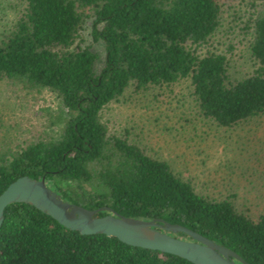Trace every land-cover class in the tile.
I'll use <instances>...</instances> for the list:
<instances>
[{
	"label": "trees",
	"instance_id": "obj_1",
	"mask_svg": "<svg viewBox=\"0 0 264 264\" xmlns=\"http://www.w3.org/2000/svg\"><path fill=\"white\" fill-rule=\"evenodd\" d=\"M229 1L12 0L13 18L0 29V82L48 89L62 110L45 137L0 144V192L20 175L44 176L74 203L161 217L226 245L249 264H264V212L252 217L228 197L197 190L168 159L128 129L110 131L101 117L129 87L171 88L183 79L199 114L218 125L264 114V0H244L246 12L237 15L252 59L251 70L238 77L216 43ZM88 20L92 38L104 43L99 71L83 34ZM0 264L194 263L104 233L82 234L29 203L13 202L0 226Z\"/></svg>",
	"mask_w": 264,
	"mask_h": 264
},
{
	"label": "rangeland",
	"instance_id": "obj_2",
	"mask_svg": "<svg viewBox=\"0 0 264 264\" xmlns=\"http://www.w3.org/2000/svg\"><path fill=\"white\" fill-rule=\"evenodd\" d=\"M243 1L230 0L224 5L223 26L216 41L227 50L232 77L252 68L243 19L237 17L246 12ZM11 3L0 0V29L13 18ZM90 32L88 20L83 34L97 53L94 68L99 71L104 43L94 40ZM188 83L183 79L171 88L144 91L129 87L102 109V120L110 131L128 129L148 151L168 159L197 190L228 197L238 210L256 217L264 212V114L232 126L218 125L199 114ZM60 110L59 99L48 89L1 81L0 144L7 141L14 146L45 137L57 128L54 121Z\"/></svg>",
	"mask_w": 264,
	"mask_h": 264
},
{
	"label": "water",
	"instance_id": "obj_3",
	"mask_svg": "<svg viewBox=\"0 0 264 264\" xmlns=\"http://www.w3.org/2000/svg\"><path fill=\"white\" fill-rule=\"evenodd\" d=\"M13 202H25L82 234L104 233L131 245L184 257L194 264H249L236 251L185 225L161 217L139 218L113 211L109 206L88 208L74 203L51 187L44 176L23 174L0 192V226L4 210ZM99 210L109 212L97 215ZM183 232L187 236L176 235Z\"/></svg>",
	"mask_w": 264,
	"mask_h": 264
}]
</instances>
